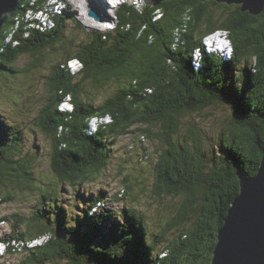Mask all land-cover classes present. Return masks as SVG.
Here are the masks:
<instances>
[{
    "label": "trees",
    "instance_id": "1",
    "mask_svg": "<svg viewBox=\"0 0 264 264\" xmlns=\"http://www.w3.org/2000/svg\"><path fill=\"white\" fill-rule=\"evenodd\" d=\"M29 12L26 22L32 21ZM114 14L113 29H95L85 43L67 37L68 21L80 35L85 30L69 7L56 29L41 33L35 28L28 38L16 34L23 22L18 16L10 31L11 17L0 32V73L20 74L16 65L26 55L33 59L29 69L42 67L47 51L59 55L50 65L46 97L35 117L50 143V166L59 184L71 189L96 182L108 170L117 140L138 135L139 145H150L157 157L153 197L182 198L179 210L155 234L136 207L123 209L122 221L111 208L97 217L87 211L70 217L58 194L41 191L24 130L0 116V192L6 194L0 204L13 199L9 190L39 197L32 218L3 217L12 232L0 241L18 239L7 244L14 247L50 237L29 252L23 248L26 257L18 264H211L218 231L240 193L239 174L257 175L264 154V11L252 16L213 0H166L158 7L145 5L141 13L124 2ZM218 31L231 39L230 59L209 53L203 44ZM75 60L81 66L73 70ZM112 83L118 87L113 94L98 105L92 102L88 88L103 91ZM217 106L233 116L219 136L218 150H206L199 129L184 133L183 123ZM94 116L104 118L92 119L91 133L106 126L90 135ZM131 191L126 181L121 200ZM97 197L106 202L108 196ZM7 254L18 255L11 247Z\"/></svg>",
    "mask_w": 264,
    "mask_h": 264
},
{
    "label": "rangeland",
    "instance_id": "2",
    "mask_svg": "<svg viewBox=\"0 0 264 264\" xmlns=\"http://www.w3.org/2000/svg\"><path fill=\"white\" fill-rule=\"evenodd\" d=\"M60 0H48V3ZM62 2V1H61ZM71 2V0H68ZM130 3V2H129ZM62 10L66 5H60ZM47 7V5H46ZM79 7V6H78ZM50 10V8H49ZM72 8L74 14L77 12ZM84 13V12H83ZM77 15V14H76ZM32 12L29 13V17ZM113 16V15H112ZM78 20V19H77ZM80 22V21H79ZM81 23V22H80ZM82 24V23H81ZM99 27L102 30H111L110 27ZM82 35L76 30L74 23H67V37L77 39L85 43L92 31L84 28ZM222 39V37H220ZM44 62L42 67L38 69L30 68L33 61L32 57L23 56L16 65L20 74L13 75L11 73H0V116L10 124L19 126L25 132V151L34 157L35 176L40 185L44 187L41 191L47 194H58L59 202L64 203V209L69 216L79 215V212H85L89 204L97 198L99 194L106 196L118 195V192L125 186V182L132 187L130 195L127 199L114 202L110 208L115 214L117 220L122 221L123 209L128 207H136L147 215L150 224L151 233L155 234L162 228L171 223L179 210L182 198H163L153 197L152 188L154 183V168L156 156L150 145L146 144L143 148L139 144L138 135H129L121 137L117 140L115 147L111 153L110 166L96 182L84 185L82 187L71 188L67 185L59 184L52 173L50 166V143L42 135L35 123V117L44 103L46 91L48 87L50 65L60 60L57 53L47 51L44 53ZM199 64V63H198ZM29 69V70H28ZM26 72H22V71ZM118 87L112 83L103 91L87 89L91 94L90 99L97 105L110 94H113ZM68 102L65 103V107ZM232 111L225 106L212 107L199 115L189 116L183 123L184 133L189 131L192 126H196L200 131L204 149L218 150L219 136L225 130L232 119ZM135 145L133 151L131 146ZM155 148L158 144L153 143ZM153 148V147H152ZM152 155V158L149 157ZM148 157H147V156ZM8 195L13 197L10 202L0 204V237H5L12 232L11 223L3 220V217L20 214L27 219L34 216L37 211L39 197L34 195H23V193L9 190ZM6 194L0 192V198ZM109 198V197H108ZM134 204V205H133ZM176 233L168 235L167 242L161 247V250L167 246ZM5 234V235H3ZM47 239L43 242L39 241L38 245L47 243ZM25 254L20 252L18 255H7L0 264H18L25 259Z\"/></svg>",
    "mask_w": 264,
    "mask_h": 264
},
{
    "label": "water",
    "instance_id": "3",
    "mask_svg": "<svg viewBox=\"0 0 264 264\" xmlns=\"http://www.w3.org/2000/svg\"><path fill=\"white\" fill-rule=\"evenodd\" d=\"M22 0H0V32L17 12ZM166 0H144L146 6L158 7ZM211 1V0H199ZM218 4L240 6L252 16L264 11V0H213ZM95 4L88 3L87 15L96 22L105 20ZM110 18V19H109ZM109 21L111 16L108 15ZM240 193L232 202L228 216L219 229L218 243L211 264H264V154L257 175L239 174Z\"/></svg>",
    "mask_w": 264,
    "mask_h": 264
},
{
    "label": "clouds",
    "instance_id": "4",
    "mask_svg": "<svg viewBox=\"0 0 264 264\" xmlns=\"http://www.w3.org/2000/svg\"><path fill=\"white\" fill-rule=\"evenodd\" d=\"M23 1V0H22ZM31 1L32 0H27L26 2H24L23 4H22V6H21V9H22V11H20V9H19V7H18V10L20 11V12H16V14L14 13L11 17H12V20H13V23H12V25H11V27H10V31H13V29H14V27H15V25H16V18H17V16L18 17H20V18H22L23 19V22L21 23V27L19 28V31L18 32H16V34H21V35H23L25 38H28L27 36H26V33L28 34L29 33V36H30V34H31V32L32 31H35V28H33V29H26V27H28V23L25 21V18H26V14L29 12V11H34V12H36V13H38L39 11H43L44 10V8H45V5H46V3L48 2V0H38L37 2H36V4L35 5H32L31 4ZM62 0H60L59 2H61ZM21 3V2H20ZM64 3H65V5H66V7L65 8H63L62 9V14L61 15H57V14H54V17L52 18V22H53V24L54 25H52V26H49V27H47L46 29H44L43 31L42 30H40V29H37V30H40L39 32H41V33H47V32H50V31H53L54 29H56V27H57V24H58V22H59V20H60V18L63 16V14H64V11H65V9H67L68 7L69 8H71V10H72V8H74V9H76L75 11L77 12L75 15H76V18L78 19V21H80L81 23H82V25L88 30V28H90V27H88L86 24H85V22L83 21V19H82V16L83 15H86V16H88L87 15V5L86 4H84L83 2H81L80 0H71V2H68V0H64ZM26 4L28 5V7H26ZM19 6H20V4H19ZM79 6V7H78ZM17 10V11H18ZM84 12V13H83ZM108 15H110V14H108ZM10 17V18H11ZM89 18V17H88ZM40 22V19H38V20H35V22H34V25L35 26H37L38 25V23ZM117 24V23H116ZM111 26H113V24H111ZM96 28H93L91 31H93V30H95ZM220 33H222V39L220 38ZM7 39V38H6ZM203 44H204V46H205V48H206V50L209 52V53H218V54H220L221 56H223L225 59H230L231 58V55H232V42H231V39L229 38V36H228V33L226 32V31H218V32H215V33H213V34H210V35H208L207 37H205V39H204V42H203ZM8 44H6V42L4 43V46H3V49H5L6 48V46H7ZM226 49H228V51L226 52L225 50ZM197 51H199V50H197ZM198 54H199V52H198ZM201 57L199 56V55H196L195 57H194V59H195V62L197 61L198 63L196 64V67H199V66H201V63H200V59ZM1 62V61H0ZM71 65H72V67L74 68V70H76V69H78L79 68V66H81V64H80V62L78 61V60H75V61H72L71 62ZM67 107V106H66ZM106 117H108V118H110V120L112 119L111 117H109V116H106ZM94 118H104V117H99V116H94V117H92V118H90V120H89V129H88V131H89V134L90 135H92V134H97V132H98V130L100 129V128H105V126H106V124L105 125H102V126H99L98 128H97V131L96 132H94V133H91V131H90V123H91V121H92V119H94ZM115 147V146H114ZM113 147V148H114ZM112 153V152H111ZM148 157V156H147ZM5 222H3L2 224H4ZM44 238H48V240L50 239V237L49 236H43V237H40V238H38V239H44ZM18 240V239H17ZM19 242H22V241H19ZM48 242V241H47ZM4 243V242H3ZM45 245V244H44ZM8 251H7V249H6V251H5V253H7ZM162 255V254H161ZM1 258V257H0Z\"/></svg>",
    "mask_w": 264,
    "mask_h": 264
},
{
    "label": "bare ground",
    "instance_id": "5",
    "mask_svg": "<svg viewBox=\"0 0 264 264\" xmlns=\"http://www.w3.org/2000/svg\"><path fill=\"white\" fill-rule=\"evenodd\" d=\"M80 1L83 2L86 5H88L89 2L92 3V4H95L96 9L97 10H101L100 11L101 15L103 17L105 16V20L101 21V22H96L93 19L88 18V16H86V15L82 16V19L85 22V24L88 27H90L88 29L96 28L98 30L99 29L102 30L99 27H103L104 28L105 26H103V25H106V26H111V24H113V26L116 25L117 20L115 18L116 16L114 14V11L118 8V6H120V4H122L124 2H130L131 4H133V0H118V2H114V0H80ZM58 3H60V2L59 1H54V2H51V3L47 2V8L48 9L49 8L50 9H55V4H58ZM106 7H108V9ZM60 8H62V7L60 5H58V13H60L62 11V10H59ZM29 13H31V12H29ZM108 14H110V16H111V21H109L110 18L108 19ZM110 29H113V27H110ZM220 34H221L220 37H222V33H220ZM225 51L227 52L228 49H226ZM68 105H69V103H68ZM93 124H95V122H93ZM108 197H110V196H108ZM108 197L106 199L107 201H108ZM3 235H5V234H3ZM39 241H42V239L41 240H35L34 244H32V245L36 247L38 245ZM6 247H7V244H4V245L0 246V248H6Z\"/></svg>",
    "mask_w": 264,
    "mask_h": 264
},
{
    "label": "built area",
    "instance_id": "6",
    "mask_svg": "<svg viewBox=\"0 0 264 264\" xmlns=\"http://www.w3.org/2000/svg\"><path fill=\"white\" fill-rule=\"evenodd\" d=\"M35 4L36 3H33L32 5H35ZM58 5H65V3L60 2L58 4H55V9L43 10V11H39L38 13L32 11V21L27 22L29 25H28V27H26V29L37 28V29H40L43 31L47 27L54 25L52 22V18H53V13H58ZM145 5L146 4L144 3V0H133V6L140 13L143 11ZM106 8L108 9V7H106ZM38 19H40V22L38 23L37 26H35L34 22H35V20H38ZM27 36H29V33L27 34ZM72 69L74 70L73 67H72ZM107 122H108V120H107ZM107 122H104V123H107ZM32 244H34V241H32L30 243L23 242L19 246L12 247V251L19 254L20 252L24 251L23 248L29 247V245H32ZM5 251H6V248H0V256H2L5 253Z\"/></svg>",
    "mask_w": 264,
    "mask_h": 264
},
{
    "label": "snow or ice",
    "instance_id": "7",
    "mask_svg": "<svg viewBox=\"0 0 264 264\" xmlns=\"http://www.w3.org/2000/svg\"><path fill=\"white\" fill-rule=\"evenodd\" d=\"M114 2H118V0H114ZM67 107H70V105H66Z\"/></svg>",
    "mask_w": 264,
    "mask_h": 264
}]
</instances>
